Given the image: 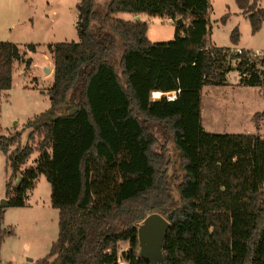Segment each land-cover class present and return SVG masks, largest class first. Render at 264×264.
Returning <instances> with one entry per match:
<instances>
[{
    "label": "trees",
    "instance_id": "obj_1",
    "mask_svg": "<svg viewBox=\"0 0 264 264\" xmlns=\"http://www.w3.org/2000/svg\"><path fill=\"white\" fill-rule=\"evenodd\" d=\"M260 1L237 0L253 33L264 20ZM77 8L79 41L48 44L50 109L29 121L26 145L12 151L17 134L0 135L12 170L0 221L7 207L27 205L44 175L59 235L39 264H120L123 244L125 263L152 264L140 254L138 226L155 212L171 222L157 264H195L186 247L195 217L228 218L220 264H264V136L211 133L202 122L204 88L227 84L231 71L239 85L264 86V55L236 47L238 26L235 46L213 43L210 0H79ZM121 13L183 22L172 40L152 41L146 20ZM23 58L18 44L0 41V93ZM35 149L39 157L27 165Z\"/></svg>",
    "mask_w": 264,
    "mask_h": 264
},
{
    "label": "rangeland",
    "instance_id": "obj_2",
    "mask_svg": "<svg viewBox=\"0 0 264 264\" xmlns=\"http://www.w3.org/2000/svg\"><path fill=\"white\" fill-rule=\"evenodd\" d=\"M94 1L104 6L109 0ZM78 2L0 0V41L14 42L24 53L23 60L15 62L11 89L7 93H0V135L17 134V140L11 146L12 151L18 145L29 142V121L51 107L49 88L53 83L51 80H54L50 78L54 62L48 44L79 41ZM210 2L214 44L235 46L231 33L238 26L241 33L238 45L264 55V20L260 31L253 33L251 21L247 15L240 13L237 0ZM260 5L264 8V0L260 1ZM228 13L230 15L226 21H222L221 18ZM120 16L129 18L132 15L121 13ZM148 17L145 20L151 37L153 32H159L158 41H169L175 37L177 21L158 16ZM30 43L38 44L36 52L29 50ZM123 51L120 43L118 61ZM29 58H32V63L27 65L26 60ZM236 82L239 83V74L231 71L227 84L204 88L202 122L205 130L211 133H259L264 136V86L236 85ZM173 96L175 98L176 94L167 97L174 99ZM256 113L260 115L256 117ZM34 139L31 144L36 146L40 139L38 133ZM39 154L35 149L27 164H34ZM11 174L7 154L0 150V206L1 201L7 198L6 184ZM19 180L20 176L15 177L13 184L16 186ZM174 198H178L176 191ZM227 221V217L215 222L199 217L193 219L191 238L186 247L195 264H220L227 255L224 241ZM58 235L59 210L51 204L50 182L41 175L28 194L26 206L7 207L5 210L4 218L0 221V264H39L38 261L49 254ZM126 248L127 245H121L120 264H126L121 257Z\"/></svg>",
    "mask_w": 264,
    "mask_h": 264
},
{
    "label": "water",
    "instance_id": "obj_3",
    "mask_svg": "<svg viewBox=\"0 0 264 264\" xmlns=\"http://www.w3.org/2000/svg\"><path fill=\"white\" fill-rule=\"evenodd\" d=\"M136 19H140L136 15ZM183 22L182 18L177 20L178 24ZM9 199H3L1 206L8 203ZM171 222L164 215L155 212L148 215L138 226L140 254L152 264L162 261L163 244L168 233Z\"/></svg>",
    "mask_w": 264,
    "mask_h": 264
},
{
    "label": "crops",
    "instance_id": "obj_4",
    "mask_svg": "<svg viewBox=\"0 0 264 264\" xmlns=\"http://www.w3.org/2000/svg\"><path fill=\"white\" fill-rule=\"evenodd\" d=\"M240 13H241V11H240ZM132 15V14H131ZM139 16H140V19H143V20H145V18H147L149 15H146V14H139ZM151 17V16H150ZM153 17V16H152ZM149 18V17H148ZM126 19H136V15H132L131 17H129V18H126ZM163 19H165V20H171L170 18H163ZM150 32H149V25H148V31H147V36H148V38L150 39V40H152V41H158L157 40V37H159V32H153V38L150 36V34H149ZM162 37H163V34H162ZM236 47H238V48H243L242 46H239V45H237ZM257 52V51H256ZM229 75V74H228ZM50 78L51 79H53L54 78V66L51 68V74H50ZM52 82H53V80H51ZM236 85H238V82H236L235 83ZM9 90H7V91H3L4 93H7ZM2 92V93H3ZM160 93V98H161V96H162V92H159ZM173 98H174V96H173ZM1 106V105H0ZM27 165H31V164H27ZM26 165V166H27ZM127 264V263H126Z\"/></svg>",
    "mask_w": 264,
    "mask_h": 264
},
{
    "label": "bare ground",
    "instance_id": "obj_5",
    "mask_svg": "<svg viewBox=\"0 0 264 264\" xmlns=\"http://www.w3.org/2000/svg\"><path fill=\"white\" fill-rule=\"evenodd\" d=\"M152 94H153L152 97H153L154 100H159L160 99V93L159 92L156 91V92H153Z\"/></svg>",
    "mask_w": 264,
    "mask_h": 264
},
{
    "label": "built area",
    "instance_id": "obj_6",
    "mask_svg": "<svg viewBox=\"0 0 264 264\" xmlns=\"http://www.w3.org/2000/svg\"><path fill=\"white\" fill-rule=\"evenodd\" d=\"M176 94V93H175ZM5 264H7V263H5Z\"/></svg>",
    "mask_w": 264,
    "mask_h": 264
}]
</instances>
